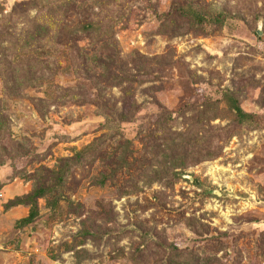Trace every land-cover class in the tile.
Returning a JSON list of instances; mask_svg holds the SVG:
<instances>
[{
  "label": "rangeland",
  "instance_id": "1",
  "mask_svg": "<svg viewBox=\"0 0 264 264\" xmlns=\"http://www.w3.org/2000/svg\"><path fill=\"white\" fill-rule=\"evenodd\" d=\"M0 264H264V0H0Z\"/></svg>",
  "mask_w": 264,
  "mask_h": 264
},
{
  "label": "trees",
  "instance_id": "2",
  "mask_svg": "<svg viewBox=\"0 0 264 264\" xmlns=\"http://www.w3.org/2000/svg\"><path fill=\"white\" fill-rule=\"evenodd\" d=\"M236 109V111L238 112V114L240 115V116H247V115H245L243 112H242V110L241 109H239L238 107H236L235 108Z\"/></svg>",
  "mask_w": 264,
  "mask_h": 264
}]
</instances>
